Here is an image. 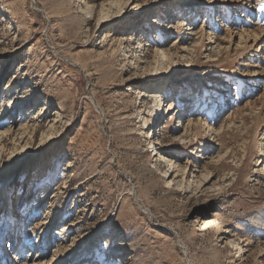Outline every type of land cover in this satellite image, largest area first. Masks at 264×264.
Segmentation results:
<instances>
[{
  "label": "rangeland",
  "instance_id": "rangeland-1",
  "mask_svg": "<svg viewBox=\"0 0 264 264\" xmlns=\"http://www.w3.org/2000/svg\"><path fill=\"white\" fill-rule=\"evenodd\" d=\"M88 1L0 0V264H264V0Z\"/></svg>",
  "mask_w": 264,
  "mask_h": 264
},
{
  "label": "bare ground",
  "instance_id": "bare-ground-1",
  "mask_svg": "<svg viewBox=\"0 0 264 264\" xmlns=\"http://www.w3.org/2000/svg\"><path fill=\"white\" fill-rule=\"evenodd\" d=\"M77 1H80L81 3H83V4H85L86 5V7H87V11L89 12L88 14H93L95 11H94V6L93 5H91V3L88 1V0H77ZM178 1V0H177ZM119 3V2H118ZM109 5V4H108ZM110 5L113 7V6H115V5H117L115 2H112V3H110ZM128 5H129V3L126 5V8H128ZM117 7V6H116ZM119 7V6H118ZM129 8H130V6H129ZM110 10V9H109ZM103 11H104V5H102V7L100 8V10H98V14H99V24H103V23H107V22H109V15L107 14V15H105L104 13H103ZM132 11H133V13H135V14H139V10H138V8L137 7H132ZM109 11H107V13H108ZM111 13V12H110ZM120 13V12H119ZM122 13V12H121ZM120 13V17H119V19L120 18H123V14H121ZM111 15V14H110ZM149 19H150V17H148ZM189 18V15H188V17H187V19ZM186 19V20H187ZM186 20H184V21H182V19H180V20H178V17H175V21L176 22H178L177 24V26H178V28H180V29H184V27L186 26L185 24V22H186ZM153 25H155V26H160V25H162V22L160 21V19L159 20H157L156 22L154 21L153 22ZM186 27H188V25L186 26ZM182 29V30H183ZM186 29V28H185ZM186 31H192V32H194V28H192V26H189L188 28H187V30ZM186 33L187 32H185L184 34L186 35ZM193 34V33H192ZM196 34H198L197 32H196ZM188 35H191V34H188ZM195 35V34H194ZM193 35V36H194ZM256 38H258V34H256V35H254ZM251 37V35H250V33H247V38L249 39ZM220 38V37H219ZM218 37L217 38H211L210 37V34H209V37H208V41H209V43H208V45H209V48H207V51H211V50H213L214 51V48H219L218 50L220 51L221 49H222V46H220L219 44H217L218 43V40H220ZM185 40H187V41H190L191 39H189V38H186L185 37ZM196 46H198L197 44L196 45H194V47H196ZM260 48V47H259ZM258 48V49H259ZM194 49V48H193ZM192 51V49L189 47V46H187V47H184L183 48V52L184 53H187V52H189V51ZM169 51H168V49L167 50H165V49H162V50H158V52L156 53V57L158 58V59H161V61H167L168 59H169ZM215 53V52H214ZM220 53V52H219ZM171 55V54H170ZM262 60H264V57H262ZM170 61V60H169ZM31 90H33V89H31ZM32 94H34V93H32ZM31 96V95H30ZM7 98L6 97H4V99H1L0 100V103H1V107H4L5 105H7V104H10V102H7V100H6ZM0 107V127H1V125H2V121L6 118V114H4L5 113V111H4V108L2 109ZM166 107V108H165ZM173 107H174V105L172 104V102L170 101V102H168L167 104H166V102H164V100L163 99H160V101L158 102V104H157V106L155 107V110H154V113L156 114V115H158V114H160V111H162V114H164L163 115V117L161 118L160 116V121H159V123H157V124H154V122H153V124L152 125H150V124H148V119H144V130L146 131V134H147V140H148V142H149V145H153V152H156L157 154H156V156H158V163L159 164H165L166 166H167V168H168V171H167V173L165 174V179H166V182H167V184L169 185V187H175L176 185H178L177 184V179L181 176V177H183V181H185V182H188L187 181V179H185V170L184 169H182L180 166H177V165H175L173 162H172V160H170L167 156H166V154L164 153V152H162L161 151V149L160 148H157L156 149V145H159V144H155V142L156 141H158L159 139H155L154 140V138H155V136L159 133V135L160 136H162L163 134H161L162 133V129L160 128V126H159V124H160V122L162 121H164L163 123H165V120L166 119H168L169 118V116H171L170 114H171V110H175V109H173ZM167 108H169V109H167ZM173 114V113H172ZM195 115V113H193V115H192V117ZM172 118H174V115H172ZM201 120V119H200ZM199 119L196 121L195 119H189V121H188V124H187V126H186V132H187V134L190 132V131H192V130H196V129H198V127L201 125V121H200ZM180 122V121H179ZM7 125H11V123H9V124H7ZM212 131V130H211ZM151 134V135H150ZM9 135H12V127L11 128H9V129H7V130H3L2 132L0 131V138L1 137H6V136H9ZM179 141H180V143L181 144H183V145H185L186 144V141H185V139L181 136V137H176ZM261 153L262 154H264V144H263V142L261 143ZM264 157V156H263ZM199 181H197L196 183H198ZM201 182V181H200ZM199 182V183H200ZM180 182H179V186H180ZM201 185V184H200ZM195 186V185H194ZM202 188L203 187H205V186H201ZM25 201H26V199L21 203V207L23 206V204L25 203ZM11 202V201H10ZM20 211V213L18 212L17 214H16V216L13 218L12 216L10 217L11 219H10V223H9V231H11V233H12V237H11V242H12V244H11V246H10V248H13V251L14 252H19V243H18V239H19V235H20V232H22V230H24L25 228H26V224L24 223V225L23 226H21L20 225V218H22V213H21V209L19 210ZM24 227V228H23ZM231 243V242H230ZM233 243V242H232ZM234 244V243H233ZM236 246V245H235ZM236 247H238V250H239V253L240 252H242L244 249L241 247V245L240 244H237V246ZM45 252V251H44ZM43 252V253H44ZM42 253V254H43ZM46 253L47 252H45V255H46ZM19 254H23V255H25V251H24V249H22L21 250V252H19L18 253V255ZM27 254V253H26ZM13 255V254H12ZM12 255H11V253H10V251H9V249H7V256H8V260H10L11 261V259H12ZM28 257H30V255H28L27 256V259H28ZM18 259L16 258L14 261H17ZM56 263V260L55 259H51L50 261H48V264H55ZM8 264V263H7ZM16 264V263H15ZM188 264H190V262L188 261Z\"/></svg>",
  "mask_w": 264,
  "mask_h": 264
}]
</instances>
